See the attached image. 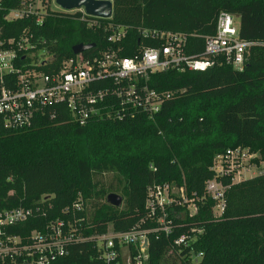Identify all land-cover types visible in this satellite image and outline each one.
Segmentation results:
<instances>
[{"label":"trees","instance_id":"1","mask_svg":"<svg viewBox=\"0 0 264 264\" xmlns=\"http://www.w3.org/2000/svg\"><path fill=\"white\" fill-rule=\"evenodd\" d=\"M18 2L1 0L2 39L27 31L32 51L47 52L53 68L73 57L76 45H95L84 52L87 57L110 47L103 30L109 23L128 28L116 46L122 57H134L140 47L151 45L140 29L154 28L188 34L187 53L200 58V37L214 34L221 11L238 16L240 38L258 45L250 49L241 71L222 65L152 75V88L173 92L152 120L139 116L79 126L64 105H51L29 128L12 131L0 124V209H39L16 234L28 235L55 220L79 225L85 235L102 233L109 225L129 231L145 216L146 190L153 183L183 185L187 195L202 197L216 155L241 147L264 161V0H112L110 19L49 5L40 23L35 15L5 21L3 16ZM92 20L100 28L90 27ZM108 173L118 180L103 183ZM222 182L228 186L222 217L213 218L214 202L205 199L196 215L173 222V238L190 236L191 229L200 233L171 253L169 241L150 236L147 264H193L194 257H199L196 264H264V174ZM109 194H120L123 205L107 204ZM79 200L82 209L71 211ZM65 209L70 212L63 213ZM53 264L105 263L84 243Z\"/></svg>","mask_w":264,"mask_h":264},{"label":"built area","instance_id":"2","mask_svg":"<svg viewBox=\"0 0 264 264\" xmlns=\"http://www.w3.org/2000/svg\"><path fill=\"white\" fill-rule=\"evenodd\" d=\"M50 3L49 0H19L3 18L14 22L35 15L36 22L40 23ZM76 11L85 15L82 9L69 13ZM88 25L101 26L94 20L88 21ZM103 30L108 34L110 47L88 57L84 53L74 55L53 68V59L47 52L44 53L48 58L43 56V51H32L34 48L27 31L4 40L0 29V44H6L0 48L2 127L12 131L29 128L51 105H64L79 126L91 121H124L139 116L152 120L173 95V92L152 88L149 84L152 75L168 71L202 72L222 65L241 71L250 49L258 45L240 38L239 17L225 11L216 17L214 34L200 37L203 42L200 58L188 55V34L154 28L140 29L143 40L151 45L140 47L134 57H122L116 46L125 38L128 28L109 23ZM41 67L47 68L46 71ZM209 170L213 176L204 182L202 197L195 193L187 195L183 185L174 183H153L147 187L146 214L125 232L114 231L109 225L102 233L85 235L79 225L55 220L23 236L16 234L15 230L33 218L39 209H0V264H53L68 256L74 245L84 243H90L97 259L105 264H124L125 261L127 264H147L150 236L169 241L170 253L188 245L193 233L199 234L200 231L191 229L192 236L180 234L173 238L174 219L183 215L193 217L205 199L214 202L213 218L220 219L226 208L225 192L228 188L222 179L230 178L232 183H237L245 180L246 175L253 178L264 174V161H259L258 154L248 148L237 147L216 155ZM81 209L79 200L71 211ZM69 212V209L63 211ZM145 223L149 227L143 228ZM193 260L192 263L196 264L199 257Z\"/></svg>","mask_w":264,"mask_h":264},{"label":"water","instance_id":"3","mask_svg":"<svg viewBox=\"0 0 264 264\" xmlns=\"http://www.w3.org/2000/svg\"><path fill=\"white\" fill-rule=\"evenodd\" d=\"M54 3L60 10L65 12L82 9L85 15L92 18L110 19L112 17V0H54ZM94 47V44L76 45L72 48V53L73 55H77L89 51ZM122 202V197L116 194H109L106 197V203L117 208L121 207Z\"/></svg>","mask_w":264,"mask_h":264},{"label":"rangeland","instance_id":"4","mask_svg":"<svg viewBox=\"0 0 264 264\" xmlns=\"http://www.w3.org/2000/svg\"><path fill=\"white\" fill-rule=\"evenodd\" d=\"M50 8H51V9H58V10H59V7L56 6V4L54 3V0H52V2L50 3ZM33 54L36 56V52H34ZM42 54H43L44 57L48 58V56L46 55V53L43 52ZM50 57H51V56H50ZM102 178H103V183H105V184H109V183L112 182V181L115 182V181L118 180V179H116L115 175H114V174H111V173H108V174L103 175ZM250 178H251V177H250L249 175H246V176H245V180H246V179H250ZM117 195L121 196L120 194H117ZM121 197H122V196H121ZM122 198H123V197H122ZM122 205H123V202H122ZM122 205H121V206H122ZM193 261H195V260H193ZM124 264H127V262L125 261Z\"/></svg>","mask_w":264,"mask_h":264}]
</instances>
